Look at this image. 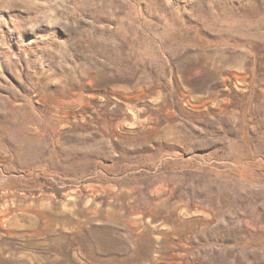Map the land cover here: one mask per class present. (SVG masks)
Segmentation results:
<instances>
[{
    "label": "rangeland",
    "instance_id": "rangeland-1",
    "mask_svg": "<svg viewBox=\"0 0 264 264\" xmlns=\"http://www.w3.org/2000/svg\"><path fill=\"white\" fill-rule=\"evenodd\" d=\"M0 264H264V0H0Z\"/></svg>",
    "mask_w": 264,
    "mask_h": 264
}]
</instances>
